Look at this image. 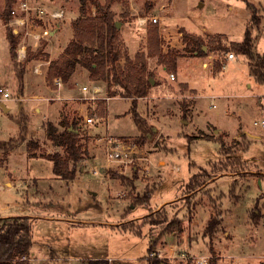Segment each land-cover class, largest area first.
<instances>
[{"label": "rangeland", "instance_id": "obj_1", "mask_svg": "<svg viewBox=\"0 0 264 264\" xmlns=\"http://www.w3.org/2000/svg\"><path fill=\"white\" fill-rule=\"evenodd\" d=\"M32 1L68 13L61 27L65 36L36 39L26 35L25 26L12 23L14 14L4 22L6 0H0V28L18 33V48L25 43L27 51L25 61H18L10 48L0 49L1 63L15 70L13 83L0 82L11 93L5 101L10 109L0 105V142L14 144L10 151L7 145L0 148V216H31V264H87L93 258L110 264H148L149 259L200 264L202 257L208 264L212 258L217 264H264V192L249 180L264 177V128L254 124L261 117L264 81L252 75L245 55L234 52L231 59V50L207 46L217 33H225L228 41L244 38L250 22L247 0H100L120 23L124 54L132 59L143 54L147 72L153 73L137 106L150 136L135 120L131 99L119 94L105 99L116 86L92 80L86 68L79 66L61 91L56 78L49 82L50 62L65 50L71 34L66 31L80 14V2ZM248 1L260 7L261 22L253 34L256 50L264 53V0ZM88 10L96 13L94 6ZM46 24L55 26L50 18ZM154 29L158 41L150 39ZM185 32L204 39L205 54L191 50ZM10 73L4 71L7 77ZM95 85L101 89L92 99ZM88 116L97 118L88 123ZM61 120L77 121L85 150L74 180L57 176L49 158L64 153L47 136V123L62 130ZM206 134L221 135L225 152L220 153V139ZM30 140L35 142L31 153ZM116 144L122 145V159L110 160L109 147ZM205 171V183L187 187L193 174ZM147 193L150 198L144 200ZM212 216L221 217V224L208 233Z\"/></svg>", "mask_w": 264, "mask_h": 264}, {"label": "trees", "instance_id": "obj_2", "mask_svg": "<svg viewBox=\"0 0 264 264\" xmlns=\"http://www.w3.org/2000/svg\"><path fill=\"white\" fill-rule=\"evenodd\" d=\"M17 0H6L5 9L2 12L3 20L6 24L12 18L13 4ZM80 14L72 21L74 37L70 40L65 50L59 58L53 59L48 68V80L53 82L55 78H60L64 83H69L79 66L86 68L90 73V78L94 81H103L109 87L116 86L114 90L109 89V96L121 95L131 99V112L135 120L142 128V133L150 136L152 129L148 128L145 121L139 116L137 111L138 99L145 97L152 85V71L146 70L144 55L137 54L134 59L125 55L119 36L117 21L114 12L108 3L100 0H79ZM250 10V22L246 27L244 38L241 41H228L225 33H217L208 39V48L211 50H231L230 53L245 55L249 59L252 75L260 82L264 81V53L256 50V35L253 34L254 28L259 27L261 22L260 7L255 3L246 1ZM94 6L96 13L89 12L88 6ZM158 29H154L150 39L156 38L158 41ZM18 34V33H17ZM13 29L7 28V39L10 44V51L15 60L18 51L19 35ZM185 41L192 43V51L198 54H205L203 50L204 39L200 36L185 32ZM125 58L126 63L122 64ZM219 65V64H218ZM174 66V65H173ZM21 86L23 85V75H19ZM58 126L49 121L47 123V136L56 145L64 148V153L55 152L49 155L53 162V172L60 178L74 180L77 173V164L83 159L85 150L81 143L78 123L73 120H61ZM208 139H220L222 149L225 152L224 141L220 136L204 135ZM189 139H191L189 137ZM5 147V151L14 148L13 143L0 142V148ZM34 141L27 142L28 151L31 153ZM229 152V151H228ZM226 152V155L228 154ZM29 153V154H30ZM222 164V161L219 162ZM215 162L212 166L217 168ZM216 168L214 170H216ZM227 170V168H219ZM206 171L193 174L187 182V187L196 189L206 182ZM234 194V193H233ZM150 198V193L145 195L144 200ZM253 214V213H251ZM255 215V214H254ZM253 216V215H252ZM221 224V217L212 216L206 226L208 233H213ZM34 244L33 220L31 216H0V264H31V249ZM148 251H152L149 246ZM87 264H110L108 259L93 258L88 259ZM148 264H163L159 259H149ZM211 264H217L215 258L211 259Z\"/></svg>", "mask_w": 264, "mask_h": 264}, {"label": "built area", "instance_id": "obj_3", "mask_svg": "<svg viewBox=\"0 0 264 264\" xmlns=\"http://www.w3.org/2000/svg\"><path fill=\"white\" fill-rule=\"evenodd\" d=\"M12 13L14 14V18L12 19L13 24H17L19 26H25L26 27V35H30L33 38H43V37H48L51 35V29L52 26L49 24H46L47 19L50 18L51 21L55 24H57V20L62 19L65 17V12L63 9H56V10H49L44 6L37 5L33 3L32 0H21L18 4V7L14 8L12 10ZM36 15V18L33 19L31 17V14ZM157 19L154 18V21ZM19 28V27H18ZM25 43H23L19 48H18V58L20 59H25L27 52L25 48ZM229 58H235L233 53L228 54ZM208 66V64H205ZM40 64L36 66L35 70L39 71ZM171 76L174 78L175 75L174 73H171ZM60 78H56V81L60 83ZM84 90L88 89L87 86L83 87ZM101 89L99 85H95L91 98L95 99L96 94ZM11 97V93L6 90L3 86H0V103L5 102L7 99ZM105 99L109 100L110 96H106ZM97 117L95 116H88L86 118V121L88 123H93L96 120ZM254 124L260 127L264 128V104L261 107V117L254 120ZM122 145L121 144H116V145H111L109 147L108 151V158L111 159H122V148H120ZM126 161V159H123ZM200 264H208V259L206 257H202L200 259Z\"/></svg>", "mask_w": 264, "mask_h": 264}, {"label": "crops", "instance_id": "obj_4", "mask_svg": "<svg viewBox=\"0 0 264 264\" xmlns=\"http://www.w3.org/2000/svg\"><path fill=\"white\" fill-rule=\"evenodd\" d=\"M37 1V0H36ZM39 1V3H40V0H38ZM42 2H44V3H47L49 6L50 5H53V4H56V3H58L57 1L58 0H41ZM41 2V3H42ZM47 9H49V10H56V9H63L64 10V12H65V17L64 18H62V19H59V20H57V24H55V26L54 27H52V29H51V35L49 36L50 37V39H51V37H55V36H57L58 34H60L61 33V35L59 36V37H61V36H65V34L64 33H62L61 32V27H62V24H63V20L67 17V13H68V11L65 9V8H63V7H56V8H49V7H46ZM78 15H74L73 17H72V19H74V18H76ZM67 27V26H66ZM19 28H17V27H15V31H17ZM66 32H68V33H71L70 34V39H69V41H68V43L70 42V40L74 37V31H73V29L72 28H68V30L66 31ZM49 37H46V38H49ZM0 38H1V40H0V49L1 50H5V49H7L6 51H8L9 50V48H10V45H9V42H8V39H7V36H6V30L3 28V27H1L0 28ZM49 39V40H50ZM3 40L5 41V47H4V49H3V46H2V43H3ZM68 43L66 44V46L68 45ZM22 45V44H21ZM53 45H55V44H52V53H53ZM65 46V47H66ZM27 52V51H26ZM26 57H27V55H26ZM17 58H18V55H17ZM6 60V59H5ZM18 61H25V59H21L20 60V58H19V60ZM6 69H8V71L9 72H11L10 73V75H9V77H7L6 76V74L4 75V71L6 70ZM15 72V70H14V67H13V65L11 64V63H9L8 65L7 64H3V63H1V61H0V82H3V83H7V84H11V83H13V80L11 79L13 76H14V73ZM12 74V75H11ZM6 76V77H5ZM28 76H30V74H28L27 75V72H26V74H25V80L26 79H28L27 77ZM56 83L58 84V82L56 81ZM62 84H66V83H62V81L60 80V83H59V85H60V89H59V91H61L62 90ZM26 86V85H25ZM5 89L6 90H8L6 87H5ZM8 107V106H7ZM9 109H10V107H9ZM226 112H229L228 111V109L226 108ZM223 173L224 174H230V172H228V171H223ZM261 173H264V172H261ZM249 180H254V181H256L258 184H259V187L261 188L260 189V193L259 194H261V193H263L264 192V177H261V176H259V177H257V176H255V177H252V178H250ZM233 195V197H234V194H232ZM235 199H237L238 197H236V195H235V197H234Z\"/></svg>", "mask_w": 264, "mask_h": 264}, {"label": "water", "instance_id": "obj_5", "mask_svg": "<svg viewBox=\"0 0 264 264\" xmlns=\"http://www.w3.org/2000/svg\"><path fill=\"white\" fill-rule=\"evenodd\" d=\"M117 26H118V27L120 26V23H119V22H117ZM151 81H152V79H151ZM0 105H1V107H2L5 111L9 110V107H7V105H6L5 102H1Z\"/></svg>", "mask_w": 264, "mask_h": 264}]
</instances>
